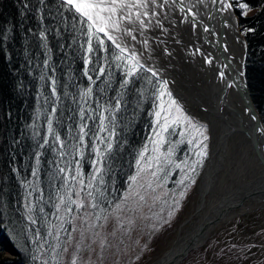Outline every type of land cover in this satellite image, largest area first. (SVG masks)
Wrapping results in <instances>:
<instances>
[{
  "label": "trees",
  "instance_id": "1",
  "mask_svg": "<svg viewBox=\"0 0 264 264\" xmlns=\"http://www.w3.org/2000/svg\"><path fill=\"white\" fill-rule=\"evenodd\" d=\"M230 2L264 127V0ZM239 3L249 5L246 15ZM161 84L90 33L64 0H0V264H133L156 241L205 164L180 183L187 168L175 165L195 156L174 125L152 154L163 160L172 147V164L161 163L159 178H138L145 146L141 166L150 157L154 113L169 100L159 98L170 93ZM71 200L84 206L77 210Z\"/></svg>",
  "mask_w": 264,
  "mask_h": 264
},
{
  "label": "bare ground",
  "instance_id": "2",
  "mask_svg": "<svg viewBox=\"0 0 264 264\" xmlns=\"http://www.w3.org/2000/svg\"><path fill=\"white\" fill-rule=\"evenodd\" d=\"M179 1L196 18L193 35L207 41L218 62L211 55L206 57L192 43L171 39H187L188 35L185 14L176 0H146L148 7L140 9L148 13L141 16L144 27L133 16L132 21L121 22V31L107 29L115 42L111 41L124 48V52L135 54L138 62L165 79L179 103L195 118L203 116L194 99L213 103L225 91L221 115L231 123L239 122L253 128L254 119L242 92L246 85V42L233 8H224V3L231 4L230 0ZM153 12L156 15H152ZM261 153L264 161V150ZM249 158L250 154L238 167L225 162L223 170L211 175L208 189L205 176L199 178L194 189V206L179 229L181 242L188 240L191 234H201L213 227L217 229L252 209H264V168L258 160Z\"/></svg>",
  "mask_w": 264,
  "mask_h": 264
},
{
  "label": "snow or ice",
  "instance_id": "3",
  "mask_svg": "<svg viewBox=\"0 0 264 264\" xmlns=\"http://www.w3.org/2000/svg\"><path fill=\"white\" fill-rule=\"evenodd\" d=\"M215 2V0H213ZM64 3L70 6V9H74L75 13L81 17L85 23L88 24L89 32L91 33L93 29H95L96 33H104L105 36L109 40L114 41V37L107 31V29H112L113 31H121V22L122 21H132L133 16H135V20L139 22L141 27H144V21L141 19V16H147V12H141L140 9H146L148 7V4L146 0H130V2H125V0H64ZM232 7L231 4L224 3V8H230ZM238 7L244 10L242 14L246 15L247 10L249 9V5L245 3H239ZM133 9H136L137 11L133 12ZM152 15H156L155 12L152 13ZM251 31V29H249ZM207 31V29H205ZM130 34V31L128 32ZM134 38V37H133ZM115 42V41H114ZM103 40H100V44L103 45ZM117 47L120 48L121 52H124L125 49L120 47L119 44H117ZM92 51L91 45L89 46V52ZM119 58V57H117ZM132 60H136V55L132 54L131 56ZM211 61H209L210 63ZM85 64H88V60H85ZM101 73H103V69H100ZM87 74V72H86ZM132 73L129 72V75ZM152 75H157L156 72H152ZM127 83V80L125 81V84ZM162 89H166V82L164 84H161ZM165 94L169 97V104L167 108L164 107L163 104L159 105V110L154 113L156 116V121L154 122V137L150 138V141L155 145L153 148V152H159V146L163 145L165 143V136L164 133L169 131H177L175 126H179V136L181 138L188 136L187 144L191 146L193 150V154L195 156V159L191 162V164L188 163V161H183L180 164H176V168H181L182 164L184 167L187 168V172L184 175V178L180 181L181 184H184L185 181L190 179V174L194 173L196 171L197 166H201L204 162V159L207 156V144L206 141L208 140V136L206 135V129L202 125L196 124L193 120L189 119L182 111L180 106L177 104L175 100L171 98L170 93L161 92L160 97L162 98ZM255 119V117H253ZM103 120L104 117L101 116V131H103ZM161 120H163V123H161ZM158 126V128H157ZM81 133L84 132V128H81ZM57 140H59V137H56ZM81 141H83V136H81ZM179 142H184L183 139ZM108 148H111V144L108 145ZM147 151V146H145V150L141 151L140 153V159L137 160V165L140 166V171H145L147 169H151L153 167V162H155L156 169L150 172L151 177L153 178H159L158 173L160 171H163V168L161 167V163L165 165H171L172 160L171 157L173 155L174 149L172 147L168 148V151L166 154L163 155V160L161 159L160 155L156 156H150L148 157V161L145 165L141 166V161L144 158L145 152ZM98 157L101 155L99 153V150H97ZM79 163V162H77ZM98 163L97 161H93L94 166ZM64 169H61V172H63ZM100 169L99 167L96 168V172L99 173ZM77 176H79V172H77L76 176H71L70 179L75 181ZM96 177L93 176L92 179H95ZM66 181L69 179V177H65ZM130 179L135 182L137 177L133 176L130 177ZM80 183L83 185V180L81 179ZM91 185V181L89 182V186ZM151 187V183L149 184ZM77 196H79V192L76 193ZM88 195L91 196V192L88 193ZM180 196H184V192H180ZM71 199V197H69ZM141 199H143L141 197ZM61 203H63V197H61ZM179 203V201H177ZM71 205H75V208L79 210L84 205L81 202H78L77 200H71ZM69 205L67 211L71 212L72 207ZM97 205L95 203L92 204V207H96ZM119 207V205L117 206ZM59 208V205L57 206ZM99 219V217H97ZM31 219V218H30ZM32 223H35L34 220L31 221ZM75 231V229H73ZM51 234V233H50ZM58 239V237H57ZM103 246V245H102ZM55 250V249H54ZM71 264H77V259L73 258L71 261Z\"/></svg>",
  "mask_w": 264,
  "mask_h": 264
},
{
  "label": "water",
  "instance_id": "4",
  "mask_svg": "<svg viewBox=\"0 0 264 264\" xmlns=\"http://www.w3.org/2000/svg\"><path fill=\"white\" fill-rule=\"evenodd\" d=\"M163 1L168 2V0H163ZM172 1L174 2V0H171V2ZM176 1L179 2L181 6L180 8L183 10L185 14V19L188 23V32H187L188 35H187V39L181 37H176V38L172 37L171 39L172 40L176 39L177 41L180 42H188L190 44L192 43L194 44L195 47H197L200 51H202L206 55V57L207 55H211L214 61L218 62L216 56L209 48L210 45L207 43V41L205 43V40L199 38L196 39V37L193 35L192 26L196 24V18L193 16L192 12L189 11L188 8L186 9V7H184L179 0ZM125 2H130V0H125ZM201 33L204 35L203 31H201ZM100 34L104 35L103 33ZM104 37L108 39L107 36L104 35ZM111 42L114 44L113 41ZM246 52H247V45H246ZM125 53L128 54L130 57L132 56V54L128 52ZM134 62L152 74V71L147 67H145L144 65H142L140 62H138L137 60H135ZM154 77L162 81L163 83L166 82L165 79L158 77L157 75H155ZM244 77H245L246 85L243 87L242 92L246 96L245 98L248 101V106L252 118L255 117L253 122L254 126L251 129L248 126L239 122L231 123L228 119H226L224 116L221 115L220 112H223L224 109L223 105L225 103V97H224L225 91L224 92L222 91L220 96L216 97V100L213 103L212 101L209 102V100L206 99L201 101L194 99V102L197 104L196 106L199 107L201 114L203 116L202 118L197 119L191 113L187 112L186 109L179 103L178 98L175 95L174 91L166 82L167 89L170 91V93L176 99L178 105L185 111V113L190 115L192 118L198 120L199 122L205 124L208 129V135H209L208 159L206 161L204 169L202 170L199 176V178L202 177V175L205 176L206 178L205 187H207L206 189H208L212 183L211 175H213V173L220 172L221 169L223 170L225 166V162L231 164L232 166L238 167L243 161V159L247 158L248 155L250 154L251 158L249 159L253 161L258 160L259 163L264 168V161L261 156L262 154L261 150H264V129L261 125L258 112L250 96V91L245 76V69H244ZM254 187H258V186L255 185ZM249 189H250V193L253 194V189L252 188ZM253 195H255V193ZM182 221L179 223L175 235L171 240L168 248L159 257L155 258L148 264H179L186 257L189 251H191L194 248L202 246L205 243V241L208 239L210 234L216 228L213 227L207 229L205 232L201 234H195V233L194 235L191 234L187 238L188 240L181 242L180 240L181 233L179 232V229L180 226L183 224Z\"/></svg>",
  "mask_w": 264,
  "mask_h": 264
},
{
  "label": "rangeland",
  "instance_id": "5",
  "mask_svg": "<svg viewBox=\"0 0 264 264\" xmlns=\"http://www.w3.org/2000/svg\"><path fill=\"white\" fill-rule=\"evenodd\" d=\"M173 100L176 101L174 97ZM168 104L169 100H166V102L163 103L165 108H167ZM158 110L159 107L156 111ZM183 113L188 118L190 117L184 111ZM156 119L155 116V121ZM190 119L193 120L191 117ZM161 123H163V120H161ZM151 137H154V131ZM154 147L155 145L152 142L150 146H148L150 156H155L152 155L155 153L153 152ZM208 151L209 148H207L205 161L208 157ZM155 169L156 165L155 162H153V167L143 172L141 171L142 174L138 178L144 179V177H149L150 172ZM197 178L191 185L186 187L182 204L170 218L168 225H165L156 241L143 250L133 264H148L155 258L159 257L168 248L179 223L184 217L191 213L194 206V188ZM158 193L160 194L159 191ZM180 264H264V209L261 207L252 209L246 214L236 216L227 223L221 225L214 230L204 245L192 249Z\"/></svg>",
  "mask_w": 264,
  "mask_h": 264
}]
</instances>
